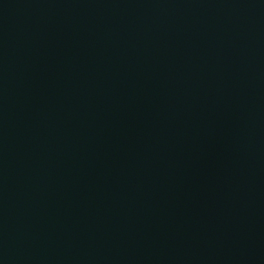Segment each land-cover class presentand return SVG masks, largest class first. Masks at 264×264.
Returning <instances> with one entry per match:
<instances>
[{"label": "water", "instance_id": "1", "mask_svg": "<svg viewBox=\"0 0 264 264\" xmlns=\"http://www.w3.org/2000/svg\"><path fill=\"white\" fill-rule=\"evenodd\" d=\"M218 0H0V264H231Z\"/></svg>", "mask_w": 264, "mask_h": 264}]
</instances>
